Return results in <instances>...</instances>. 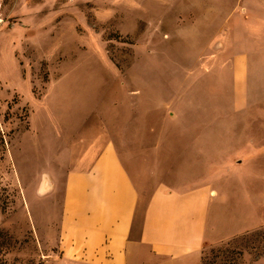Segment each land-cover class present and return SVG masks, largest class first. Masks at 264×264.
Returning a JSON list of instances; mask_svg holds the SVG:
<instances>
[{
    "label": "rangeland",
    "instance_id": "rangeland-1",
    "mask_svg": "<svg viewBox=\"0 0 264 264\" xmlns=\"http://www.w3.org/2000/svg\"><path fill=\"white\" fill-rule=\"evenodd\" d=\"M261 21L264 0H0V264H69L65 173L134 110L136 124L202 129L204 160L245 159L218 181L247 192L256 227L207 247L200 264H264ZM239 204V222L220 207L219 236L244 224Z\"/></svg>",
    "mask_w": 264,
    "mask_h": 264
},
{
    "label": "crops",
    "instance_id": "crops-1",
    "mask_svg": "<svg viewBox=\"0 0 264 264\" xmlns=\"http://www.w3.org/2000/svg\"><path fill=\"white\" fill-rule=\"evenodd\" d=\"M138 120L134 110L123 124L103 128L65 173L58 242L63 261L200 264L207 247L255 229L247 192L239 194L231 176L228 188L218 181L220 168L241 169L245 159L225 154L220 159L210 151L204 160L202 129L179 122H161L154 128L136 124ZM169 131L171 138L183 137L169 140ZM242 202L247 204L244 224L219 236L220 207L234 205L237 221Z\"/></svg>",
    "mask_w": 264,
    "mask_h": 264
}]
</instances>
